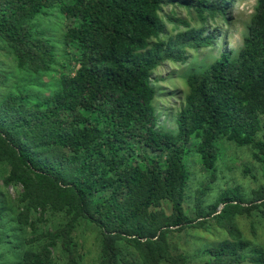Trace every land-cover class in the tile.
Listing matches in <instances>:
<instances>
[{"label": "trees", "instance_id": "1", "mask_svg": "<svg viewBox=\"0 0 264 264\" xmlns=\"http://www.w3.org/2000/svg\"><path fill=\"white\" fill-rule=\"evenodd\" d=\"M163 5L0 0V41L22 73L17 86L0 93V177L22 188L19 212L0 189V247L11 254L5 261L0 251V264H55V249L75 264L71 232L81 219L99 231L97 264H187L202 254L204 264H264V247L244 239L232 220L234 212L254 209L264 219V187L248 201L227 188L208 212L199 188L195 217L184 206L192 151L212 172L218 139L251 147L264 163V0L236 52L223 50L187 75L175 131L157 127L152 72L165 60H183L186 48L210 45L213 35L189 29L164 39ZM192 6L202 21L225 7L214 0ZM55 7L68 20L57 40L37 23ZM61 50L77 65L72 75L54 73ZM7 79L0 72V85ZM35 210L61 211L68 220L40 231ZM211 215L228 238L193 254L171 244L172 232ZM26 226L29 234L20 236Z\"/></svg>", "mask_w": 264, "mask_h": 264}, {"label": "rangeland", "instance_id": "2", "mask_svg": "<svg viewBox=\"0 0 264 264\" xmlns=\"http://www.w3.org/2000/svg\"><path fill=\"white\" fill-rule=\"evenodd\" d=\"M67 2L69 0H60ZM182 1H185L182 3ZM195 0H164L160 16L165 24L162 37L167 39L178 32L192 29L201 34H212L213 39L208 46L198 48H186L185 58L180 61L165 60L153 72L151 83L155 88L154 108L157 117V127L163 130L175 131V114L181 107L183 97L187 92L186 77L191 71H199L205 68L223 50L236 52L242 45L243 38L247 34L248 25L257 0H214L219 6L224 4V9L217 12L214 17H207L205 21L197 16L196 9L192 6ZM222 12V14H221ZM173 19V20H172ZM179 19L181 21H176ZM38 26L44 27L47 34L54 36L55 40L68 24L55 7L50 13L41 15L38 18ZM60 48V47H58ZM58 53V64L55 66V74L65 72L68 75L74 73L76 63L69 61L62 54ZM63 64V65H62ZM65 64V65H64ZM0 72L8 76L5 84L0 85V93L13 89L21 78V72L16 68V62L8 52L4 43L0 41ZM54 79L51 75L45 79ZM219 147V157L214 172L205 170L195 151L186 157V164L190 170L186 200L184 206L187 212L195 217L196 199L199 196L197 191L203 189L200 195L205 212L223 190L227 188H238L246 201L253 198V191L264 187V163L257 161L253 155V149L249 146H237L224 139L216 140ZM150 155H157L156 152L147 151ZM161 156V154H160ZM163 159V157L161 158ZM5 165H0V173ZM0 189L4 190L12 205L16 206L15 211L19 212L20 185L5 186L0 177ZM223 205H219L216 211L219 212ZM33 218H40L39 230H48L62 226L68 216L61 211L47 212L41 215L39 210L32 212ZM232 220L239 229L241 236L249 240L253 245L264 247V219L259 209L250 213L234 212ZM29 227H25L20 236L29 234ZM73 256L75 264H97L100 256V234L98 229L88 220L78 221L72 232ZM170 242L176 246L178 251L194 253L198 248L214 245L219 241L228 238L226 229L219 224L218 219L212 215L206 218L205 224L201 226H186L179 232L170 234ZM4 251V260L8 261L11 254L5 246L0 247ZM208 256L206 254L196 255L187 264H204ZM55 264H68L69 257L60 253L59 249L53 251Z\"/></svg>", "mask_w": 264, "mask_h": 264}]
</instances>
